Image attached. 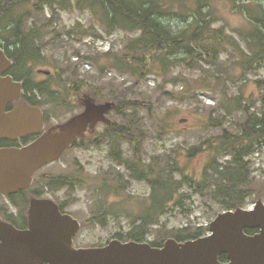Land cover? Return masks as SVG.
Segmentation results:
<instances>
[{"label":"rangeland","instance_id":"374dc122","mask_svg":"<svg viewBox=\"0 0 264 264\" xmlns=\"http://www.w3.org/2000/svg\"><path fill=\"white\" fill-rule=\"evenodd\" d=\"M67 2V9L58 7L54 13L47 6L43 9V18L51 20V25L44 29L47 38L42 61L35 66V80L51 83L53 89L65 94L69 86L67 76L63 75L60 81L58 75L67 68L73 72L77 69L83 91L66 103L52 102L49 96L43 98L49 127L83 111L82 101L86 97L97 94L104 98L99 102H113L106 100L110 92H125L132 103L120 107L118 112L114 111L115 107L108 116L112 124L123 126L126 120H134L139 125L144 134V163L156 161L162 170L173 174L176 181L185 176L199 181L204 178L205 168L214 164L215 157L218 166L231 161V152L219 156L210 148L224 129L240 132L248 116L260 114L264 109V61L252 65L247 62L250 56L247 39L253 23L245 13L247 7L256 10L259 4L264 7V0H206L204 10L211 9L214 28H224L227 41L233 45L223 48L219 59L212 64L198 48L187 58L186 64L175 65L166 74L158 65L141 70L134 60L132 62L131 57L136 52H132L130 46L140 35L139 31L115 28L108 33L102 15L95 16L87 8H77L76 0ZM163 20L174 31L183 30L194 22L191 16L185 18L172 13ZM39 70L50 71L53 77ZM109 126L99 124L93 134L79 139L61 159L43 167L34 176L33 185L38 183V190L44 192L45 197L64 206L66 213L82 224L74 240L76 247H102L120 236L128 242L132 229L130 214L139 216L147 208L152 194L148 182L130 179L124 164L125 160L132 159L129 144L121 145V161L114 158V141L107 135ZM196 146L205 151L190 157ZM245 161L252 176V183L247 186L254 188V192L248 194L246 209H253L259 198L264 201V139L254 144ZM59 176L80 181L73 188L48 189L46 179ZM211 176L210 180H214L215 176ZM120 186L126 189L118 192L116 189ZM195 188L193 184L184 186L185 208L170 207L159 224L151 227L145 238L148 243L162 245L169 238L175 239L173 235L188 226L209 229L217 215L225 212L218 201L211 200V188L204 195L196 193ZM1 207L20 222L21 209L8 196H0ZM103 210L108 213L98 220Z\"/></svg>","mask_w":264,"mask_h":264},{"label":"trees","instance_id":"16d2710c","mask_svg":"<svg viewBox=\"0 0 264 264\" xmlns=\"http://www.w3.org/2000/svg\"><path fill=\"white\" fill-rule=\"evenodd\" d=\"M205 1L76 0L75 4L79 9H89L95 16L102 15L108 33L115 28L139 31L140 35L130 46L131 51L136 52L131 57L132 62L134 60L141 67V70L145 67L149 69L158 65L166 74L171 67L186 64L187 58L192 57L198 51V48L205 53L206 61L212 64L219 59L223 48L233 45L227 41L224 28H214L215 20L211 9L209 8V12L204 10L207 7ZM67 4V0H0V47L5 50L7 56L13 61L9 74L15 80L23 83L22 101L42 108L45 113L47 128H49L50 120L47 112L43 109V98L49 96L52 102L66 103L69 98L74 100V94H80L83 91V82L79 80L77 69L73 72L70 68H67L62 71V75L61 72L58 75L60 81L63 80V75L67 76L66 81L69 85L67 94L53 89L51 83L35 80V66L42 61L44 40L47 38L44 29H49L51 25V20L46 21L43 18V9L47 6L54 13L57 12L58 7L67 9ZM257 8L259 10L253 7L245 9V13L250 16L253 23L247 39L248 55H250L247 56L249 65L264 61V7L259 4ZM171 13L184 15L185 18L191 16L194 18V22L183 30L174 31L173 27L163 20ZM69 34L71 33L69 32ZM50 73L51 78L53 73ZM121 93L112 91L109 97L111 99H106L116 104L115 112H118L120 107H126L132 103L127 100L125 92ZM69 94L71 96L67 97ZM91 98L96 99L98 103H102L99 101L104 99L97 94H94ZM14 105L11 104L9 109H12ZM243 110L245 111V109ZM109 127L107 135L114 141V158L118 162L121 161V145L123 143L129 144L133 153L132 159L125 160L124 164L130 173V179L133 181H146L152 188L147 208L137 217L130 214L132 229L128 233V242H147L145 238L150 233L151 227L159 224L160 218L167 213L170 207L184 209L186 196L182 193V190L185 185L193 184L196 186V193L202 195L206 193L207 189L211 188V200L218 201L224 211L246 208L248 205V194L250 191L254 192V188H248L247 186L252 183V176L249 173L245 159L252 151L254 144L264 139V109L260 114L253 113L248 116L242 124L240 132L224 129L210 149L217 151L216 153H219V156H222V153L231 152L232 159L225 166H218L215 157L214 164L210 163L205 168L204 178L199 181L187 176L183 177L181 181H176L173 174L162 170L156 161H150L148 164L144 163L142 159V137L144 134L134 120H126L123 126L113 123ZM36 138L37 136H29L19 142L0 140V147H21ZM203 151H205V148L196 146L191 150L190 157H193L196 152ZM209 171L212 173H209ZM209 174L215 176V178L211 176L214 180H210ZM79 181L78 178L68 176L48 177L46 186L48 189L73 188L74 184ZM37 185L38 183L26 191L8 196L15 206L21 209L20 222L14 220L13 214H9L3 207L0 208V217L17 228H26L29 208L28 197H45V193L39 191ZM117 188L116 190L119 192L126 189V186ZM60 208L63 213H66L64 206L60 205ZM107 213L108 210L101 211L97 219L100 220ZM208 232V227L191 228V226H188L179 230L173 236L178 242H185L204 237ZM246 232L254 234L258 230L248 229ZM117 238L125 242V239L121 236ZM150 244L154 247L163 245ZM220 260L222 262L226 261V255H222Z\"/></svg>","mask_w":264,"mask_h":264},{"label":"water","instance_id":"95a60500","mask_svg":"<svg viewBox=\"0 0 264 264\" xmlns=\"http://www.w3.org/2000/svg\"><path fill=\"white\" fill-rule=\"evenodd\" d=\"M13 61L0 47V140L27 145L0 147V195L29 189L34 175L59 160L78 139L93 134L116 104L86 97L84 110L64 123L46 128L40 107L23 100V83L9 74ZM38 72L50 75L49 71ZM11 104H15L9 109ZM82 224L48 197H31L27 227L17 228L0 217V264H264V201L253 209L236 208L217 215L209 233L195 240L167 239L163 246L112 240L102 247L74 246ZM258 230L248 234L247 230ZM226 255L227 262L220 257Z\"/></svg>","mask_w":264,"mask_h":264},{"label":"flooded vegetation","instance_id":"af4514ba","mask_svg":"<svg viewBox=\"0 0 264 264\" xmlns=\"http://www.w3.org/2000/svg\"><path fill=\"white\" fill-rule=\"evenodd\" d=\"M81 112H82V111H81ZM81 112H80V113H81ZM77 114H79V113H77ZM77 114H75V115H77ZM108 114H109V113H108ZM75 115H73V116H75ZM73 116H72V117H73ZM107 116H108V115H107ZM108 117H109V116H108ZM60 124H61V123H60ZM88 134H89V133H88ZM88 134H87V135H88ZM74 240H75V238H74ZM74 246H75V245H74ZM75 247H76V246H75ZM227 261H228V260H227V257H226V261H224V262H227Z\"/></svg>","mask_w":264,"mask_h":264}]
</instances>
